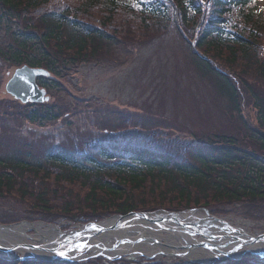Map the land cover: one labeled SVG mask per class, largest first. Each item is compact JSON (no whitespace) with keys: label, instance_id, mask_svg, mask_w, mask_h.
Instances as JSON below:
<instances>
[{"label":"trees","instance_id":"1","mask_svg":"<svg viewBox=\"0 0 264 264\" xmlns=\"http://www.w3.org/2000/svg\"><path fill=\"white\" fill-rule=\"evenodd\" d=\"M156 1L77 0L74 5L65 1L63 5L56 6V0H0V14L7 23V32L15 41L5 56L9 54L8 58L16 64L47 68L56 78H61L68 67L95 58L103 45H123L119 46L120 42L113 38L111 21L93 24L83 18L91 9L105 8L111 17L117 13L134 15L141 23L156 25L157 28L162 20L173 22L182 30L193 25L197 16L203 14L199 0H166L161 5ZM208 1L212 5V18L206 25L200 24L197 50L192 52V61L210 78L217 92L237 110L239 86L223 66L226 60L232 65L240 58L243 64L254 65L257 50L253 43L256 41L249 39L252 37H244L237 29L227 35L225 22L235 6L239 7V13L244 15L247 24L253 25L251 29L259 31L263 20L261 25L257 13L249 5L251 0ZM28 16H33V20H27ZM12 25H19L18 30H12ZM224 52L227 53L225 58ZM225 68H228L227 64ZM39 82L47 88L58 84L55 79L47 78H40ZM241 85L257 108L256 126L245 121L243 115L239 116L244 120L242 126L246 132L242 140L232 134L216 133L197 141L194 147L187 146L184 151L180 149L182 146L164 150L155 138L150 139L156 144L153 146L105 141L98 143L92 151L50 148L41 159L16 158L9 163L0 159V195L11 191L21 197L33 195L34 191L28 192L25 184L30 182L31 175L38 180L39 186H44L47 178L51 177L54 178L53 185L61 189L70 184H80V191L86 192L84 205L78 195L69 197L61 192L57 197L49 198L57 190L45 188H41L34 202L39 209L46 210H52L54 206L51 203L58 202L64 214L72 208L71 219L77 218L78 213L88 222L107 214L151 211L155 206L170 211L205 207L214 214H223L214 208L264 201V156L246 147L253 144L260 148V152L264 151V94L244 80ZM21 111L18 116L39 126L64 116V112L53 104H27ZM131 121L133 119L129 115L123 119L124 123ZM155 128L159 129V126ZM25 177L28 181L23 180ZM145 197L153 200L144 202ZM0 264L11 263L0 261ZM227 264L250 263L243 259Z\"/></svg>","mask_w":264,"mask_h":264},{"label":"rangeland","instance_id":"2","mask_svg":"<svg viewBox=\"0 0 264 264\" xmlns=\"http://www.w3.org/2000/svg\"><path fill=\"white\" fill-rule=\"evenodd\" d=\"M65 1L73 5L77 2L56 0L55 5L61 6ZM199 1L203 7L202 16H197L196 22L183 30L173 22L162 20L157 28L156 25L141 23L134 15L117 13L111 17L105 8L89 10L83 18L93 24L111 21L113 38L120 42L119 46L123 45H103L95 58L69 67L66 75L59 80V85L47 88L49 103L62 110L64 116L45 126L30 124L18 116L24 104L13 99L6 91V85L18 66L8 58L9 54L5 56L6 50L10 45H15V41L13 35L5 31L4 18L0 17V159L7 163L16 158L41 159L53 147L92 151L98 143L105 141L153 146L156 144L151 143L150 139L155 138V142L161 143L164 150L182 146L180 149L184 151L187 146L194 147L197 141L216 133L232 134L242 140L246 135L242 126L244 120L255 126L257 124V108L252 97L243 90L241 82H248L264 94V0H258L254 9L261 25L263 20L259 31L251 29L253 25L247 24L238 9H234L227 18V28L233 31L237 29L246 38L252 37L249 39L256 41L253 44L257 50L254 65L247 66L240 58L232 65L226 60L228 68H225L226 64L223 66L239 86L237 110L217 92L210 78L193 64L192 52L197 50L200 24L204 26L212 18L211 3L208 0ZM32 17L26 19L31 21ZM18 28L19 25H12V30ZM223 56L225 58L227 53L224 52ZM128 115L133 122L124 123L123 119ZM240 115L245 119H240ZM156 125L159 129L155 128ZM246 147L264 156V151L260 152L259 147L253 144ZM30 179L25 184L28 192L34 191L33 195L21 197L14 191L0 195V226L28 222L76 230L88 222L78 213L77 218L71 219L72 208L64 214L58 202L51 203L54 206L52 210L39 209L34 202L41 188H45L48 191L57 190L49 198L57 197L61 192L69 197L78 195L84 205L87 202L84 201L86 192L80 191V184H70L61 189L53 185V177L47 178L44 186H39L33 175ZM23 180L28 181V178ZM150 199L145 197L144 202H150ZM214 210L224 212L217 216L231 226L242 228L249 235L264 233V201L220 205ZM172 212L155 206L148 215L159 218L160 222L164 216L171 219L176 214ZM199 212L207 215L201 208L178 214ZM114 217V214H107L100 219L104 221ZM32 234L34 232H29V235ZM162 235L170 234L163 231ZM193 236L197 238L199 234ZM28 241L33 240L28 238ZM236 257L246 259L247 263L264 264L263 254L247 252L244 246ZM222 260L216 257L195 260L186 254H127L114 260L91 258L81 264H225Z\"/></svg>","mask_w":264,"mask_h":264},{"label":"bare ground","instance_id":"3","mask_svg":"<svg viewBox=\"0 0 264 264\" xmlns=\"http://www.w3.org/2000/svg\"><path fill=\"white\" fill-rule=\"evenodd\" d=\"M134 218L104 221L97 226L104 229L101 232H96L99 230L96 227L93 230L63 233L56 226L42 223L0 226V255L11 257L13 254L15 256L19 254L23 258L48 261H59V256H62L60 260L78 261L89 256L90 253H104L111 257H121L126 254L149 256L186 254L190 259L208 260L226 254L231 257L235 249L234 238H240L241 241L248 240L242 243L247 252L264 254V242L252 243L249 240L250 236L242 228L238 226L231 228L225 224L226 221L213 220L200 212L185 213L177 216L176 220L164 216L160 222L159 218H150L151 222ZM117 223L124 224V227H119V224L117 228L111 229ZM163 231L170 235H162ZM29 232L34 234L29 235ZM196 232L203 237H194L193 234ZM93 233L95 235H92ZM28 238L33 240V243L28 241ZM207 240H212L211 245H215L216 250L209 248L204 252L199 248L198 244ZM70 246L75 248L69 249ZM8 249L13 251L9 252Z\"/></svg>","mask_w":264,"mask_h":264},{"label":"water","instance_id":"4","mask_svg":"<svg viewBox=\"0 0 264 264\" xmlns=\"http://www.w3.org/2000/svg\"><path fill=\"white\" fill-rule=\"evenodd\" d=\"M40 75H47L49 76V74L43 70V69H34V68H30L28 66H23L22 68L16 69L15 73L13 74V76L11 77V79L9 80L6 89L7 92L13 96L15 99H19L21 100L23 103H27V102H43L48 100V97H45V91L43 89H40L37 84H36V77L40 76ZM130 217H137V218H141V219H145V220H151L149 218V216L145 213H130L127 216H119L118 218L120 220L126 219V218H130ZM120 224V223H119ZM119 224H115L114 226L111 227L112 228H117L119 226ZM97 226L99 225H95V224H91L87 227H85L82 230H90V229H95ZM124 227V224L121 225L119 227ZM99 230H96V232H101L104 229L103 228H98ZM81 230V231H82ZM79 231V232H81ZM92 235H95V233H93ZM239 240L241 241V239L239 238ZM249 240L252 243H259V242H264V234L257 236V237H250ZM248 240H242L241 242H247ZM201 246L205 247L208 246L207 243H203L201 244ZM214 249H216L215 245H211ZM79 247V246H77ZM69 249H73L75 247L70 246L68 247ZM12 249H8V251H10ZM103 254V253H100ZM95 254H93L92 256H94ZM11 260L17 261L18 258H12ZM65 261H72V260H65ZM55 263H60L62 261H53Z\"/></svg>","mask_w":264,"mask_h":264},{"label":"snow or ice","instance_id":"5","mask_svg":"<svg viewBox=\"0 0 264 264\" xmlns=\"http://www.w3.org/2000/svg\"><path fill=\"white\" fill-rule=\"evenodd\" d=\"M61 255H63V253H61Z\"/></svg>","mask_w":264,"mask_h":264}]
</instances>
